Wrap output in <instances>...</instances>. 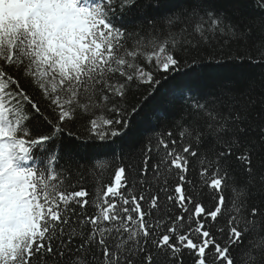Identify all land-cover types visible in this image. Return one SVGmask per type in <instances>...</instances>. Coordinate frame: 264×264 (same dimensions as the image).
I'll return each mask as SVG.
<instances>
[{"label":"snow or ice","instance_id":"snow-or-ice-1","mask_svg":"<svg viewBox=\"0 0 264 264\" xmlns=\"http://www.w3.org/2000/svg\"><path fill=\"white\" fill-rule=\"evenodd\" d=\"M163 6L0 0V264H264V86L189 88L167 130L114 147L133 89L252 38L218 0Z\"/></svg>","mask_w":264,"mask_h":264},{"label":"trees","instance_id":"trees-1","mask_svg":"<svg viewBox=\"0 0 264 264\" xmlns=\"http://www.w3.org/2000/svg\"><path fill=\"white\" fill-rule=\"evenodd\" d=\"M151 2L155 5L157 0ZM160 3L164 6L159 13H163L166 7L178 4L179 0H160ZM218 3L228 15L238 12L239 18L251 25L252 38L239 43L217 40L210 46H202L198 53H183L178 72L155 74V79L160 81L154 86L155 91L151 85L133 89L127 97L125 113V118H130V127L127 135L118 140L114 147L119 149L123 146L135 152L141 141L153 134V129L156 135L167 130L174 115L171 106L178 107L184 103V99L190 95L187 91L189 88L203 92L221 83H230L237 90L254 86L255 93H260L264 86V66H258L253 61L264 60V42L260 39L264 24L259 19L262 13L256 7L255 0H218ZM134 108L139 111L133 112ZM166 114L169 117L167 120ZM81 126L82 121L77 119L69 123V130L79 133ZM184 258L185 264H193L189 255L185 254Z\"/></svg>","mask_w":264,"mask_h":264}]
</instances>
